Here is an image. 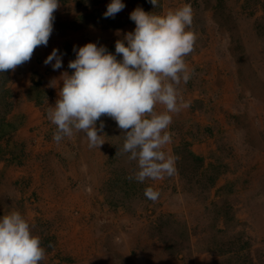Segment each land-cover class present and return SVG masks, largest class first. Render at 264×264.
Masks as SVG:
<instances>
[{"label":"rangeland","instance_id":"obj_1","mask_svg":"<svg viewBox=\"0 0 264 264\" xmlns=\"http://www.w3.org/2000/svg\"><path fill=\"white\" fill-rule=\"evenodd\" d=\"M185 3H190L194 12L192 30L197 34L194 47L196 54L201 52L202 43L209 42L206 24L215 16L222 17L225 26L222 25V29L226 28L229 31L231 27L241 26L243 35L248 37L252 30L260 40L264 39V0H175L169 4L158 0V6L155 8L150 0H132L130 6L125 5L122 11L108 18L104 16L109 4L106 0H60V7L54 13L53 24V33L64 49L60 55L75 59L74 48L80 47L82 44H78L80 42L84 44L92 42L90 37L93 29L102 24L104 31L99 46H105L108 52L117 55L119 60L121 57L115 53V42L123 39L126 32L134 30L135 23L129 16L136 7L142 8L145 12L162 14L164 6L178 8ZM234 42L233 37L229 39L222 34V47L230 50ZM52 48H45L48 55ZM45 56L40 51L29 62L24 63L25 66L0 73V184L6 168L25 165L30 160V152L36 151L39 157L43 158L45 152L54 153L60 148H65L64 157L58 153L55 154L57 159L54 155L49 156L47 160L42 159L40 165L52 168L51 171L64 169L65 174L69 170L67 161L74 163L75 166L68 174L69 183L60 181V176H47L49 169L45 171L38 169L41 176L35 175L34 186L41 187L43 183L45 184L39 191L53 206L55 202L50 200L49 193L54 190L52 185L55 186V183L60 191L69 185L76 191L77 187H80V194L83 192L88 196L91 194L95 201H92L93 206L96 203L99 206L96 209L94 207L96 211L88 213L87 220L84 218L86 223L94 219H97L99 224L106 223L107 215L114 213L119 217L127 214L128 217L135 218L141 228L140 238L146 242L147 247L131 246L126 250L130 257L136 256L141 250L151 256L152 253L149 251L152 248L156 252L159 264H264V220L256 217L253 209L250 212L243 211L246 203L251 207L252 200L260 197V194H252L253 188L248 186L250 178L252 179V171L257 170L258 163L252 164L251 171L242 172L244 178L240 177V167H244L245 162L233 155L231 146L226 148L227 146L223 145L222 154L218 155L217 152L221 148L213 149L216 143L207 144L215 133L213 123L207 121L197 126L198 134L195 141L174 143L177 132L171 128L169 131L172 143L166 146V150L177 157L176 174L165 176L160 181L146 180L139 183L134 178H129L134 177L137 164L128 159L130 154L122 151L125 133L118 128L114 120L101 119L104 123L102 132L104 145L96 149L107 155L106 167L109 176L107 187H102L98 191L99 194L96 192L93 195L95 190L88 182L89 175H84L82 179L81 175L76 174V170H79L76 164L79 154L82 153V140L74 137L71 139L65 137L59 143L53 140L56 127L48 120L47 109L56 102V90L47 78L56 70H53L51 64L43 65ZM185 59L189 68L194 70L186 85L195 94L196 104L200 108L215 106V98L203 103L206 95L203 83L207 82L204 69L200 64V67L195 66L190 56ZM24 67L26 70H23ZM71 71L70 69V74ZM21 96H24L27 102L34 103L35 107H40L43 115V121H40L38 126L40 139L32 143V148L16 139L17 131L23 126L22 116H25L18 113L20 117H16L14 114L18 108L19 112L21 110V107H18ZM160 109L163 110V106H160ZM190 109L194 114L195 107L190 104ZM205 111L208 115V110ZM42 122L47 127H42ZM97 124L99 125L100 121H97ZM205 146L206 151H198ZM86 150H91L89 144ZM33 160L38 162L39 158L34 157ZM88 165L89 160L84 166ZM230 166H234L236 170H230ZM50 180L55 183L50 184ZM9 183L15 195L12 197L4 193L0 186V217L12 208L19 211L29 222L33 234L41 239V246L46 252V258L41 264H85L76 259V254H83L84 261L92 260L91 264H98L100 258L96 250L80 247L84 240L79 238L66 248V241L59 239L61 226L56 228L52 226L54 223L47 209H44L48 216V219H45L41 209L34 207L41 198L31 190L30 184L21 178L15 183L13 180ZM146 187H153L159 192L156 201L146 198L144 195ZM61 200L58 199L57 203L62 206ZM261 213L262 209L259 208L258 214ZM116 220L118 221V218ZM132 225L128 223L122 230H132ZM112 236L116 237V234ZM112 236L108 238L112 245L107 246L106 243L100 254L106 253L107 258L114 264H125L116 262L118 260L116 255L123 257L121 255L123 253L121 249L124 247L123 236L122 234L117 238ZM114 246L116 251L111 250ZM148 260L149 258L144 255L139 259V264H147Z\"/></svg>","mask_w":264,"mask_h":264},{"label":"clouds","instance_id":"obj_2","mask_svg":"<svg viewBox=\"0 0 264 264\" xmlns=\"http://www.w3.org/2000/svg\"><path fill=\"white\" fill-rule=\"evenodd\" d=\"M150 3L158 6V0ZM59 7L60 0H0V73L14 71L31 60L37 47L47 46ZM124 7L122 0H111L105 18ZM193 17L190 3L162 14L136 7L129 16L134 30L115 42L121 59L92 42L74 48L75 59L68 62L73 71L61 73L58 98L47 109L56 127L53 140L59 143L82 132L89 147L98 148L104 143L101 117L107 116L125 133L122 151L137 164L130 179L143 183L175 175L177 157L166 146L172 143L173 115L190 107L179 88L194 71L185 59L197 40ZM44 63L62 68L59 50L54 48ZM157 105L163 110L157 111ZM144 195L156 201L159 192L146 187ZM45 258L41 239L19 211L0 217V264H41Z\"/></svg>","mask_w":264,"mask_h":264},{"label":"bare ground","instance_id":"obj_3","mask_svg":"<svg viewBox=\"0 0 264 264\" xmlns=\"http://www.w3.org/2000/svg\"><path fill=\"white\" fill-rule=\"evenodd\" d=\"M165 2L169 4L168 1ZM222 25V17L219 16L216 18L215 16L211 18L210 22L206 24L209 42L201 44L203 47L199 54H196L194 50L189 55L196 63L201 65L202 69H204V72L207 74V82L203 83V87L206 91L203 103H208L210 98H215V106L200 108L198 104H196V98L194 99L195 94L188 89L186 84L182 83L179 88L180 94L184 101L190 102L191 106L195 107V113H191L192 110L190 107L182 109L180 113L173 115L169 130L173 128L174 131L177 132V138L174 143L185 140L195 141V137L198 134L197 126L203 122L211 121L215 127V133L212 140L207 139V144L216 143L213 149L221 148L220 151L217 152L218 155L222 154L223 145L227 146L226 148L231 146L233 155L241 158V160L245 162L244 167H240V177L244 178L245 176L242 172L244 170L251 171L252 164L258 163L257 170L252 171V179L250 178L248 186L253 188L252 194H260V197H256L252 200L251 207L247 206L248 204L246 203V207L243 208V211L250 212L253 209L256 213V217L264 220V39L260 40L259 36L255 32H252V30H250L248 37L245 36V34L243 35L242 33L244 31L241 26L231 27V30L229 25L230 30L228 31L226 28L222 29ZM222 34L229 39L230 37L235 39V44H230V50L222 47ZM70 60L74 59L67 60L64 67V71L68 73H70V68H68V62ZM60 86H62V82H60ZM160 106L162 105H157V111H162ZM26 110L25 106H22L19 113L29 117ZM205 110H208V115L205 113ZM101 119L108 120L111 118L102 116ZM29 122L30 117L27 119L25 125ZM97 127H99L98 124ZM25 136H27V134L21 133L18 138H23ZM73 137L82 140V153L79 154V157L82 159L77 164L81 166L80 172L83 174L81 178H83L84 175H89L88 182L93 186L95 190L93 195H95L102 187H107L106 184L109 176L106 167L108 162L106 159L107 155H104L100 150L96 149V147H92L90 151H87L86 147L88 141L84 133H76ZM102 139L104 141L103 135ZM238 143H240V147ZM102 145H104V143ZM65 150L64 148L61 152ZM206 150L207 147L205 146L198 151ZM83 160H85V162ZM88 160V167H83L82 165L86 163V161L88 162ZM67 165L69 169H72L74 163L68 161ZM48 169L50 170L52 168ZM230 170L235 171L236 168L230 166ZM36 175L41 176L38 170ZM47 176H50V174ZM39 180L40 177L38 182ZM51 181L52 180H50V182ZM10 188L9 181L4 182L1 187L4 193L14 197L15 193ZM259 208L262 209L261 214H258ZM12 210L11 208L10 211ZM107 216L111 221L107 224H99L97 222L93 226L97 233L93 234L89 241L85 239L83 243L84 248H87L89 243L92 244L91 248L97 251L100 264H114V262L107 258L106 253L100 254L102 247L106 245V243L107 246L112 245L108 240L111 234H116V237L119 236V234L123 236L124 247L121 249V251H123V253H121L123 257L116 255L118 259L116 262L139 264V259L143 258L145 255L149 258L147 264H159L157 255L155 254L156 252L152 248L150 251L148 250L152 253L151 256L143 253L142 250L134 257H130V254L127 253L126 250L130 249L133 245L139 248L147 247L146 242L140 238L141 228L135 218H130L127 214L123 215V217H119L115 213L114 215L108 214ZM116 218H118L119 222H115ZM112 220H114V224H111ZM128 223L133 224L132 230H122L123 226ZM52 226L57 227L55 223L52 224ZM78 227L83 228V226L80 225H78ZM105 230L109 231V235L105 234ZM142 236H144V234ZM71 238L72 236L66 238L67 246H70L69 244L72 242ZM78 238H81V236L77 237V239ZM86 238L88 237L86 236ZM111 250L116 251L117 249L114 246Z\"/></svg>","mask_w":264,"mask_h":264},{"label":"crops","instance_id":"obj_4","mask_svg":"<svg viewBox=\"0 0 264 264\" xmlns=\"http://www.w3.org/2000/svg\"><path fill=\"white\" fill-rule=\"evenodd\" d=\"M131 1L132 0H122V3L124 5L130 6ZM162 1L174 2L175 0H162ZM106 2L110 3L111 0H106ZM169 7H170V5H168V7L164 6L163 10H167ZM102 28H104V27L101 24V26L95 27L93 29L92 33H91V37L90 38L92 39V43H95L97 46H99L100 43H101V38H102L103 31H104ZM60 44L61 43H59L58 37H56L55 34L52 32L47 46L37 47L35 49V51H34L33 56H35L36 54L40 53V51H42V53H44V55H46L45 57H47L48 56V52L45 51V48L49 49V47H53L52 49H54V48L58 49L59 53H62V51L64 49H63L62 46H60ZM78 44L83 45L84 42H80ZM61 58H62V64H63L62 68L57 69L55 73H50L46 69L47 72L50 73V78L48 77L47 79H48V81L51 84H53V86H54V88L56 90L55 91L56 92V99H57V94H58L59 87H60V81H61L60 76H61L62 72H66V71H64V67H65V64H66L67 60L69 59L66 55L65 56L61 55ZM53 63H54V61H53ZM193 64L195 66H199V64H197L195 61L193 62ZM43 65L46 66V64L44 62H43ZM48 65H50V64H48ZM22 66H25V65L23 64ZM23 70H26V68L24 67ZM24 73H26V72H24ZM54 105H55V103H54ZM19 106L20 107H22V106H26L27 107L26 108L27 109L26 112H28V114H29L30 122L25 125V123H26L28 118H27L26 115L22 116V118H23V126L20 127V129L17 131L16 139H18L19 141H23L24 143H26L29 146V148H32V143H35V142L38 141V139H40V137H38V134H39L38 126H39L40 121H43L42 120V117H43L42 111H41L40 107H38V108L35 107L34 103L27 102L26 99L24 98V96H21L20 102L18 104V107ZM19 109L20 108H18L16 110V112H14L16 117L18 116ZM18 117H20V116H18ZM42 127L45 128V127H47V125L42 122ZM21 133L22 134L25 133V134H27V136H25V137H23L21 139L18 138V136ZM25 138L28 139V140H26ZM60 149H62V148H60ZM60 149L56 150L54 153L45 152L44 155H43V158L39 157V154L36 151L30 152L31 153L30 158H29L30 160L25 165H23L21 167L10 166V167L6 168V170H5L4 174H3L4 177H3L2 184H0V186H2L3 183L8 181V180L9 181L13 180L14 183H15V181L18 178L23 179L26 183L30 184V186L32 188L31 190L35 191L41 198L38 201V203L34 205V207H38V209H41L42 215L44 216L45 219H48V216L46 215V211L44 210V209H47V212H49L51 214L52 222H54L55 225H57L59 227L61 226L62 230H59V239L60 240L62 239L63 241H66V238L68 236H72L71 239H72V242H73V241H76V240L79 239V238L77 239V237L81 236L80 239H82V240L86 239V240L89 241L90 238H92L91 236H93V234L97 233V231H95L93 226L98 222V220L94 219V220H91L89 223H86V220H87L86 216L88 215L89 212L96 211L95 209L98 208V206H99L98 203H96V205L93 206L92 201H94V200L91 198V194L89 196L86 195L84 192H83V194H80L79 193V191L81 192L80 187H77L78 191H76V190L72 189L71 187H69V185H68V187H66V188H64V189H62L60 191V190L57 189L56 183L52 180L50 182V184H54L55 183V186L52 185V188H54V190H52L49 193L50 196H51V197L49 196V198H50V200L52 202H55V203H53L54 204V206H53L48 200H46L44 195H42V192L39 191V189L41 190L42 186H45V184L43 183L41 187L40 186H34V184H33V181L35 179V175H36L37 170L40 169L42 171H45L46 169H48V168L41 167L40 161L42 159H46L47 160V158L49 156H52V155H54L56 157V155L58 153H59V155L64 157L65 153L61 152ZM34 157H36L37 159L39 158V160H37L38 162H35L33 160ZM56 159H57V157H56ZM81 159L82 158H80L78 156L77 163H79V161ZM83 161L85 162V160H83ZM76 165L79 167V170L78 171L76 170V174L77 175H83L80 172L81 166L78 165V164H76ZM84 165H85V163L82 166L85 167ZM74 166H75V164H74ZM64 171H65L64 169H62V170L55 169V170H52V171L48 170V174H50L51 177L60 176V181H62L63 183H69L68 174L71 173V169H69L68 172L65 173L66 175L63 173ZM58 199L59 200H61V199L63 200V202H62L63 205L62 206L59 203H57ZM40 205H42V207H40ZM94 207H95V209H94ZM62 208H64L63 210L65 212L62 211ZM28 209H30V208H28ZM84 218L86 220H84ZM107 220H108V222L111 221L109 218ZM108 222H106L105 224H107ZM115 222H118V221L115 219ZM115 222H114V220H112L111 224H114ZM78 225L83 226V228H79ZM54 228H56V227H54ZM104 232H105L106 235H109V231L105 230ZM112 235H114V234H111V236ZM86 236L88 238H86ZM112 238H117V237L112 236ZM72 242H70L69 245H71ZM91 246H92V244L89 243V245H87V248H91ZM67 247L68 246H67V243H66V248ZM80 247H84L83 244H81ZM83 257H84L83 254L82 255L81 254H76V259L77 260L80 259V261L84 262L85 264H91L92 263V260L84 261L82 259ZM98 264H100V263L98 262Z\"/></svg>","mask_w":264,"mask_h":264},{"label":"trees","instance_id":"obj_5","mask_svg":"<svg viewBox=\"0 0 264 264\" xmlns=\"http://www.w3.org/2000/svg\"><path fill=\"white\" fill-rule=\"evenodd\" d=\"M192 155V154H191ZM193 156V155H192ZM194 157V156H193ZM195 159H198V158H196V157H194Z\"/></svg>","mask_w":264,"mask_h":264}]
</instances>
